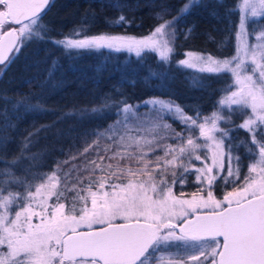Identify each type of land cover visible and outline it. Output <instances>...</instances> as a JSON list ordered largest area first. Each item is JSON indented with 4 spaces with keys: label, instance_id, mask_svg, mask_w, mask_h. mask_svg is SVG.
Returning a JSON list of instances; mask_svg holds the SVG:
<instances>
[{
    "label": "snow or ice",
    "instance_id": "obj_1",
    "mask_svg": "<svg viewBox=\"0 0 264 264\" xmlns=\"http://www.w3.org/2000/svg\"><path fill=\"white\" fill-rule=\"evenodd\" d=\"M194 2L187 0L171 19L165 18L170 6L162 5L156 14L160 22L144 36L87 35L85 17L80 26L68 33L60 31L56 38L50 35L55 29L43 22L51 0H0V75L24 47L41 42L70 55L102 49L141 58L155 53L158 62L169 66L175 54L176 25ZM237 9L238 23L229 19L228 36L222 42H231L234 34V55L221 58L186 51L184 59L176 62L195 73L193 86H202L206 76H230L213 111L201 116L196 109L189 115L173 100L151 98L143 104L154 115L141 119L138 106L114 102L121 119L97 136L112 141L106 153L115 151L110 157L100 156L101 163L91 162L93 172L99 169L112 176L90 183L87 194H78L71 207L61 202L67 189L61 190L56 171L23 179L13 172L19 158L0 157L4 164L0 168V264H264V25H258L259 31L249 26L251 17H264V0H238L226 16L235 15ZM108 23L130 25L132 21L120 15ZM8 25L14 27L4 31ZM191 32L189 28L186 39ZM4 100L14 111L42 110L28 98L13 101L5 96ZM108 106L105 103L102 108ZM235 114L244 117L239 124L232 119ZM165 117L179 122L180 130ZM221 123L232 127H221ZM237 129L245 130L248 138L233 144L230 133ZM34 134L25 138L22 154ZM169 139L174 143H167ZM96 146L94 141L89 148ZM241 146L250 161L243 183L217 199L212 189L219 179L225 185L240 183L242 159L236 151ZM157 150L163 155H156ZM150 155L155 159H149ZM117 157L116 171L110 163L103 166L106 158ZM124 161L127 165L122 167ZM194 161L202 166L196 167ZM193 171L198 191L190 199L178 198L174 186H183ZM14 185H23V191L9 190ZM52 198L54 203L49 202ZM77 202L82 206L77 208Z\"/></svg>",
    "mask_w": 264,
    "mask_h": 264
},
{
    "label": "trees",
    "instance_id": "obj_2",
    "mask_svg": "<svg viewBox=\"0 0 264 264\" xmlns=\"http://www.w3.org/2000/svg\"><path fill=\"white\" fill-rule=\"evenodd\" d=\"M56 2L59 3L58 10L55 11L58 13L57 17L44 19L43 22L55 29L50 35L59 38L58 32L66 33L70 24L81 23L86 16L88 32L145 35L160 22L156 14L161 11L162 5L170 6L171 12L165 18L171 19L187 0ZM234 5V0H195L190 13L176 25L175 54L169 66L158 62L155 53L141 58L127 51L102 49L81 51L78 55L73 52L70 55L50 42L28 44L15 63L0 75V138H6V142L0 141V157L9 161L15 158L18 153L15 149L16 143L21 141L31 128L38 127L31 137L27 154L18 159L19 169L14 174L23 178L20 168L31 176L48 172L47 169L53 170L66 153L81 147L92 135L105 133L110 125L121 119L114 104L116 101L123 100L138 106L137 115L147 110L149 106H145L143 102L151 98L173 100L189 115L194 114L196 109L200 110L201 116L209 115L213 111V105L222 95L220 89L225 83L231 82L230 76H206L202 86H193L192 78L195 73L179 68L175 59L186 49L208 52L218 57L227 55L232 50L234 39L233 34L231 42L222 43L228 36V21L231 19L237 22L239 15L238 9L231 17L226 16V12ZM52 10L53 7L50 12ZM117 14L124 15L132 23L110 25L108 21ZM75 15H80V20L78 17H72ZM190 20L196 22V25L186 39L187 31H182V27L187 26ZM218 42L224 47L219 52L213 49ZM153 72L163 75H150ZM5 96L13 101L28 98L30 103L41 105L42 110L25 111L20 108L14 111L12 104H6ZM105 103L109 106L102 108ZM94 108L102 110L93 112ZM94 141H97L96 147L103 151L108 147L107 144L112 143L107 137L103 141L94 139L92 145ZM168 141L174 143L170 139ZM109 154L110 151L104 152L103 156L110 157ZM156 155L162 156L161 153ZM148 158L154 160L155 156L150 155ZM109 163L113 166L112 171H116L119 157L111 160L106 158L103 166L106 168ZM2 164L0 160V166ZM126 165L127 161L121 164L122 167ZM103 176L111 177L112 172L97 169L85 180L92 183ZM116 180L112 179L111 182ZM12 187L20 188L15 185ZM68 198L72 199L67 204L71 207L77 196L67 197L65 202L69 201Z\"/></svg>",
    "mask_w": 264,
    "mask_h": 264
},
{
    "label": "rangeland",
    "instance_id": "obj_3",
    "mask_svg": "<svg viewBox=\"0 0 264 264\" xmlns=\"http://www.w3.org/2000/svg\"><path fill=\"white\" fill-rule=\"evenodd\" d=\"M234 1H235V4L238 3V0H234ZM237 13L239 15V10H237ZM119 16H120V14H117L112 19H110V21H115ZM237 20H239V18ZM75 23L76 22H74V23H72V24H70L68 26V28L66 29V33H68L73 28H76V27L81 25V23H77V24H75ZM237 23H238V21H237ZM195 25H196V22L190 20V21L187 22V26H185L184 28L182 27V31H184V29L187 31L189 28H191L193 30ZM258 25H264V17H251L250 20H249L250 29L251 28H256V30L259 31ZM151 30L152 29H150V31ZM98 33H103V32H87L86 34L87 35H92V34H98ZM109 34H115V33H109ZM147 34H145V35H147ZM126 35H132V34H126ZM134 36H137V35H134ZM140 36H144V35H140ZM140 36H137V37H140ZM250 39H254V37H251ZM234 45H235V39H232V50H230V52L227 55H219V57L223 58V57H226V56L230 57V56L234 55V53H235V46ZM223 48L224 47H223V44L221 42H218L216 45L213 46V49L218 50V52L222 51ZM186 51H194V52H199V53H203V54L212 55V54H210L208 52H200V51H197V50L186 49V50H184L182 52L181 55L176 56L177 58L175 59V62H177V61H179L181 59H184V53ZM216 57H218V56H216ZM225 114H227V110H225ZM147 115H154V113H150L149 107L147 108L146 111L140 113V115H138V116L141 119H143ZM243 118H244L243 116H240L238 114H235L232 117V119L235 122V124H239L242 121ZM165 119L177 131L180 130L181 125L179 124V122L173 121L170 117H165ZM220 126L221 127H225V128L232 127L231 124H226V123H221ZM37 129H38V127L31 128L28 131V133H35V131ZM28 133L25 136L22 137L21 141H18L16 143V148L15 149L18 151V153L15 156V158H20L21 159V158H23L22 157L23 155L27 154V152H28V151H26L27 149L23 151V154L21 153V149L23 148L25 138L29 136ZM196 134L198 135V130H197ZM161 135H163V133H161ZM230 136L232 138L231 142L233 144H237V143L240 142V140L247 139L248 138V133L245 130L237 129V130L232 131L230 133ZM94 139H98L100 141H103V140L106 139V137L98 138L97 134L92 135L90 137L89 141L83 143L81 147L66 153L65 157L57 163L56 167L53 170L47 169L48 172H45V173L42 172L43 174H50L53 171L57 172V175H58V177L61 180V190L64 191L65 189H67L65 191L66 199H67V197L76 195L77 196L76 199L78 201V194L79 195H86L87 194V189L89 188L90 182H87L85 179H86L87 176L93 174L94 165L91 162L95 161L96 163H98L99 160H100V156H103V154L105 152V151H103V149L98 148V147H94V148L92 147V149L89 148V145H92L91 142ZM166 142L170 143L169 141H166ZM107 145L109 146L110 144H107ZM86 148H89L88 153L84 152V150ZM112 151H115V149L113 148ZM112 151H110L109 156H112ZM144 151H147V148H145ZM160 153L163 155L162 151L157 150L156 154H160ZM236 154L240 155L241 159H242L240 183H236V184L228 183L227 185H225V181L223 179H219L218 182L214 185V187L212 189V191L214 192V195L217 197V199H221L222 200L223 196L225 195L226 192L232 191V189L234 187H239L243 183L244 175L247 174L248 164H249L250 161H249V158H248V156H247V154L245 152V148L243 146L239 147L237 149V151H236ZM18 163H19V160H17L16 165L13 166V172H15L17 169H19V164ZM194 163H195L196 167L202 166L201 163L198 162V161H194ZM3 167H4V164H2L0 166V168H3ZM20 170L23 173V179H30V177H31L30 173H25L22 170V168H20ZM180 171H182V169ZM224 174L225 175L227 174L226 171H225ZM168 180H169V183H171V175L170 174L168 176ZM37 182H39V181H35L34 183H37ZM118 182H119V180H116L113 183H118ZM92 183H94V182H92ZM19 186H20V188H18V189L16 187L13 188L11 186L12 189L10 188L9 190H11V191H23V185H19ZM199 187L200 186L195 182V172L193 171V172H190L189 174H187L186 183L183 186L180 185L179 183H177L174 186V194L178 198L190 199L192 194L198 191ZM32 190L34 191V188ZM92 190H95L94 186H93ZM108 190H110V189H108ZM205 195H206V191H205ZM66 199H63L61 202L66 203V206L70 207L67 204L70 203L71 202L70 200H72V199L68 198L69 201L65 202ZM49 202L50 203H54L55 202L54 198L50 199ZM81 206H82L81 202H77L76 203V207L77 208H79ZM88 206L89 207L91 206L90 199L88 201ZM13 215H14V212H13ZM117 222L118 223H123V221L119 220V219H117ZM84 230H87V229L85 228Z\"/></svg>",
    "mask_w": 264,
    "mask_h": 264
},
{
    "label": "flooded vegetation",
    "instance_id": "obj_4",
    "mask_svg": "<svg viewBox=\"0 0 264 264\" xmlns=\"http://www.w3.org/2000/svg\"><path fill=\"white\" fill-rule=\"evenodd\" d=\"M84 2L86 1V0H83ZM58 6H59V3L58 2H56V0H51V5H50V7L48 8V10L46 11V13L43 15V20L44 19H54L55 17H57L56 15H58V13L57 12H55L56 11V9L58 10ZM53 7V10H52V12H50L51 11V8ZM77 9V8H76ZM73 15V14H72ZM91 16H93V15H91ZM73 18L74 17H78L77 19L78 20H80V18H81V16L80 15H75V16H72ZM87 17V16H86ZM72 18V19H73ZM88 18V17H87ZM10 27H14V25H8V26H6L3 30L4 31H7Z\"/></svg>",
    "mask_w": 264,
    "mask_h": 264
},
{
    "label": "water",
    "instance_id": "obj_5",
    "mask_svg": "<svg viewBox=\"0 0 264 264\" xmlns=\"http://www.w3.org/2000/svg\"><path fill=\"white\" fill-rule=\"evenodd\" d=\"M221 240H222V238H221Z\"/></svg>",
    "mask_w": 264,
    "mask_h": 264
}]
</instances>
